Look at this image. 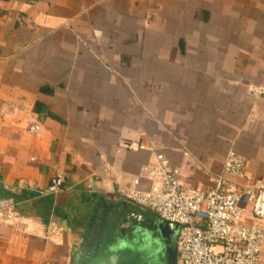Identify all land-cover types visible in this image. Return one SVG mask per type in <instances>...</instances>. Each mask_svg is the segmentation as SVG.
I'll return each mask as SVG.
<instances>
[{
	"label": "crops",
	"instance_id": "0c3cea01",
	"mask_svg": "<svg viewBox=\"0 0 264 264\" xmlns=\"http://www.w3.org/2000/svg\"><path fill=\"white\" fill-rule=\"evenodd\" d=\"M232 151L264 180V0H0V264H75L156 152L196 186Z\"/></svg>",
	"mask_w": 264,
	"mask_h": 264
},
{
	"label": "built area",
	"instance_id": "2783aa9c",
	"mask_svg": "<svg viewBox=\"0 0 264 264\" xmlns=\"http://www.w3.org/2000/svg\"><path fill=\"white\" fill-rule=\"evenodd\" d=\"M244 165V158L232 151L223 173L211 177L208 185L186 186L180 170L156 152L144 173L131 184H118L117 191L180 226L176 264H259L264 248V180L240 183L246 179ZM63 188L59 178L46 192L57 194ZM0 218H18L11 202L0 201Z\"/></svg>",
	"mask_w": 264,
	"mask_h": 264
},
{
	"label": "water",
	"instance_id": "95a60500",
	"mask_svg": "<svg viewBox=\"0 0 264 264\" xmlns=\"http://www.w3.org/2000/svg\"><path fill=\"white\" fill-rule=\"evenodd\" d=\"M133 205L138 206L141 212H146L147 215L134 209ZM113 216L119 219V232L123 235L128 230L127 227H123L125 224L145 228L150 237L151 245L141 249L134 245H126L107 253L104 257L96 258L90 264H176L177 237L180 229L178 224L163 221L155 212L127 199L117 206ZM111 219L112 217H109L106 220L108 225ZM101 237H103V233L93 232L81 242L79 257L82 260L86 250L93 247L94 242Z\"/></svg>",
	"mask_w": 264,
	"mask_h": 264
},
{
	"label": "flooded vegetation",
	"instance_id": "af4514ba",
	"mask_svg": "<svg viewBox=\"0 0 264 264\" xmlns=\"http://www.w3.org/2000/svg\"><path fill=\"white\" fill-rule=\"evenodd\" d=\"M112 217L109 225L106 223V231L103 237L94 242V246L86 250L82 258L79 256L75 260V264H90L98 257H104L107 253L122 248L126 245H134L138 248H146L151 245L150 237L147 230L140 226H131L127 224L128 230L125 235L119 232V219Z\"/></svg>",
	"mask_w": 264,
	"mask_h": 264
},
{
	"label": "rangeland",
	"instance_id": "374dc122",
	"mask_svg": "<svg viewBox=\"0 0 264 264\" xmlns=\"http://www.w3.org/2000/svg\"><path fill=\"white\" fill-rule=\"evenodd\" d=\"M134 209H136V210H140V208L138 207V206H136V205H133L132 206ZM148 209V208H147ZM148 210H150V209H148ZM150 211H152V210H150ZM140 212H141V210H140ZM141 213H143V214H145V215H147V213L146 212H141ZM149 236V235H148Z\"/></svg>",
	"mask_w": 264,
	"mask_h": 264
}]
</instances>
